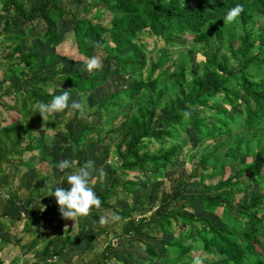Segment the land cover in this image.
I'll list each match as a JSON object with an SVG mask.
<instances>
[{
  "label": "trees",
  "instance_id": "obj_1",
  "mask_svg": "<svg viewBox=\"0 0 264 264\" xmlns=\"http://www.w3.org/2000/svg\"><path fill=\"white\" fill-rule=\"evenodd\" d=\"M69 1L0 0V107L17 116L6 125L0 110V197L8 172L36 170L25 196L18 187L6 191L15 212L9 218H37L53 228L59 216H79L87 195L91 204L131 225L127 234L113 236L117 246L107 239L102 251L80 256L81 264H127L119 253L130 257L126 250L132 245L143 247L148 263L264 264V0H75L87 10L81 18ZM38 22L44 30L30 37ZM59 24L70 28L85 62L57 61L56 48L66 36ZM144 33L165 44L155 59ZM120 79H128L129 87L98 103L97 122L80 108L70 116L61 108L77 98L88 103L100 87ZM7 81L11 86L4 89ZM54 83L66 93L51 91ZM12 95L19 103L1 102ZM79 118L74 138L68 124ZM59 134L71 148L59 153H68L66 161L86 172L62 194L61 175L46 170ZM188 137L192 164L188 173L175 176L167 168ZM101 146H113L114 157L107 184L98 188L89 184L88 168L105 164L97 161L104 155ZM26 155L39 157L30 162ZM64 158L53 164L66 169ZM194 181L202 192L186 194ZM111 231L109 225L97 229ZM72 232L63 233L59 253Z\"/></svg>",
  "mask_w": 264,
  "mask_h": 264
},
{
  "label": "rangeland",
  "instance_id": "obj_2",
  "mask_svg": "<svg viewBox=\"0 0 264 264\" xmlns=\"http://www.w3.org/2000/svg\"><path fill=\"white\" fill-rule=\"evenodd\" d=\"M32 4L36 5L38 4V0H32ZM69 5L73 10V13L78 16V18L85 17L87 14L86 8L79 2H76L75 0H70ZM1 10V8H0ZM4 17V14L0 11V26L2 23V19ZM66 20V19H65ZM63 20L62 22H64ZM67 22L66 25H68L71 22L70 18H67L65 23ZM69 22V23H68ZM45 25L42 22L36 23L35 28L30 32V37H38L41 32L44 30ZM26 28L23 26L20 31L25 30ZM70 28L65 25L59 24L58 30L60 34H65V39L59 44V46L56 48V53H57V61L59 63H66L69 59H73L75 63H83L85 62V59H83L77 52V46L74 41V38L71 33L68 31ZM143 43L147 46V50L151 53V58L155 59L157 56V50L160 48L165 47L163 40L157 39L155 37H150L147 36V33H144L141 35ZM190 46L193 47H199V45H196L193 43L192 40L188 42ZM111 45H107V48H109ZM186 51V49H184ZM99 51L97 54L98 56L95 58L96 59V64L98 66H102L103 63L100 57H103V53ZM198 60L203 61L204 57L199 54L198 55ZM77 61V62H76ZM81 62V63H80ZM79 64H74L72 67H79ZM157 74V72H156ZM155 74V75H156ZM2 87L4 89H7L8 87L11 86V82H2ZM58 87V88H52V87ZM61 86L58 83L51 84L50 90L51 91H57L60 94H65L66 89L60 88ZM126 87H129V80L128 79H120V80H114L113 82H109L102 87H100L97 91H95L91 97L88 99V103H83L81 105L80 99H74L71 100L70 104H65L64 106H61L62 109H66L67 115H71L73 109L80 108L82 113L85 115L87 113H92L89 116L90 121H98V115L93 113L94 108L97 107L99 102H102L104 99H106L110 94H112L116 90L124 89ZM56 89V90H55ZM1 102L5 105H15L19 103V97L16 95L12 96H5L1 99ZM0 110L2 112L3 117H8L7 122L5 123L6 125H13L16 120L17 116L13 113H6V111L3 110L2 107H0ZM206 115V114H205ZM83 119L79 118L77 120L71 119L68 124V133L72 135V137H76L79 133V130L82 126ZM192 134V132H190ZM190 134V135H191ZM186 145L184 144L183 148L181 149V154L180 156L174 161V166L167 168L168 171H171L175 173V176L178 174L181 175V173H188L189 171V165L192 164L190 162V159L188 157V154H193L194 152L191 151V141L190 138L188 137L185 138ZM67 139L66 135L64 134H59L54 140H53V146H52V151L53 154L55 155L52 160L49 161V164L51 168L46 169L48 172L53 170L56 173H59L61 175V178L59 180V192L62 194L65 189L68 186L71 185H76L79 184L83 181V178L85 177L86 172L83 171L81 168H78L76 166H72V164L66 160H69L71 158L70 155L67 154H62L59 153L62 149L63 150H68L71 149L69 147V143L67 144ZM183 143V141H181ZM153 145L151 146L153 150L156 149L157 143L154 142L152 143ZM90 145V144H89ZM104 151L99 156L97 161H105V164L102 166L98 167L97 161H94L96 164L95 166L91 165L89 169L90 174L88 175V181L91 186L94 187H100L101 185H106L108 181V173L110 171V164L113 161V146H101L99 150ZM201 150V148H197L196 151ZM67 151V152H68ZM87 153L90 151L89 146L88 149L85 150ZM84 151V152H85ZM191 151V152H190ZM85 152V157L87 153ZM89 154V153H88ZM63 156L65 157V162L67 163V168L63 169V166H55L53 163L56 162V160H61L63 159ZM36 158L30 157V155H26V159L28 161H37ZM86 157V158H87ZM88 159V158H87ZM110 162V163H109ZM70 163V164H69ZM34 171L32 168H27V167H20L18 170H15L13 172H8L6 174V187L5 190L3 191V195L0 197V205H2V202L7 201L6 196V191L11 188V190L14 187H18L20 190L19 192L21 194H24V187L29 183V181L34 177ZM45 171V170H44ZM244 181V180H243ZM158 183H161V181H158ZM168 186V184H166ZM248 188L252 193H257L258 189L255 185L253 184H248ZM10 191V190H9ZM186 194L188 193H198L202 192V187L198 183V181H194L188 184V187L186 188ZM173 200L170 199V202ZM153 202V201H152ZM82 207L83 211L80 213L79 216L77 217H67V216H59L56 219V226H57V231L59 233V240L56 242L53 246H51L50 250V256L53 257L51 260V264H81V261H77L80 256L86 255V257L89 256V254L93 251H102L104 247L107 245L108 240L111 239L113 240L114 244L116 246L118 243H116L115 238L113 237L116 233L120 232L123 234H127L130 228V223H122L120 221L119 216L112 215L111 213L104 211L100 208H98L96 205L91 204V199L89 196L85 195L84 198L82 199ZM8 204V201H7ZM151 205V203H150ZM11 207V205H8ZM153 207L152 209L155 210L154 205H151ZM152 210V211H153ZM151 211V213H152ZM221 209L218 211L220 212ZM150 213V214H151ZM149 215V214H148ZM235 215V214H234ZM79 225H84L83 228ZM109 225L112 229V231L107 234H103L100 232H97V229H101L102 227H105ZM81 228V229H80ZM68 230H73L72 234H70L71 240L67 244L66 249L63 252L59 253V249L61 248V243H62V238H63V233ZM79 233V234H77ZM25 234V232L23 233ZM80 235V240H75L74 237L75 235ZM43 236V235H42ZM28 237V238H27ZM108 237V238H106ZM26 241H30L35 238V236H32L29 234H26L24 237L22 236ZM145 245H149L150 247H154V245L149 242L147 239L144 240ZM156 248L158 247L157 245L155 246ZM40 248H42V245H40ZM120 251H123L120 250ZM131 256H124L121 252L119 254L122 255V258L124 261L127 262V264H157V263H148L147 259L149 258V255L147 252L143 249V247L139 245H132L129 247L128 250H126ZM120 255V257H121ZM115 264H121V262H115ZM215 264H225L223 261Z\"/></svg>",
  "mask_w": 264,
  "mask_h": 264
},
{
  "label": "crops",
  "instance_id": "obj_3",
  "mask_svg": "<svg viewBox=\"0 0 264 264\" xmlns=\"http://www.w3.org/2000/svg\"><path fill=\"white\" fill-rule=\"evenodd\" d=\"M12 211L14 212L13 207H9L7 201L2 202L0 205V263L51 264L53 258L50 256L51 246L59 240L56 221L53 224L54 227L50 228L44 226L37 218L13 220L8 216ZM26 234L35 236V238L28 242L22 238ZM53 238H56L55 242L45 249L47 242Z\"/></svg>",
  "mask_w": 264,
  "mask_h": 264
}]
</instances>
